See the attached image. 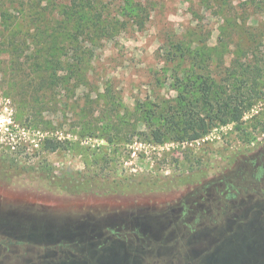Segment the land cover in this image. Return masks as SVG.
Listing matches in <instances>:
<instances>
[{
  "label": "rangeland",
  "instance_id": "374dc122",
  "mask_svg": "<svg viewBox=\"0 0 264 264\" xmlns=\"http://www.w3.org/2000/svg\"><path fill=\"white\" fill-rule=\"evenodd\" d=\"M64 3L0 0V116L65 144L0 150V264H264V0H99L108 34L48 62L32 35ZM205 80L214 98L246 80L243 122L155 142ZM44 167L114 190L55 192Z\"/></svg>",
  "mask_w": 264,
  "mask_h": 264
},
{
  "label": "trees",
  "instance_id": "16d2710c",
  "mask_svg": "<svg viewBox=\"0 0 264 264\" xmlns=\"http://www.w3.org/2000/svg\"><path fill=\"white\" fill-rule=\"evenodd\" d=\"M96 3L102 9V4L99 3V0H72V4H62V15L56 18V22L51 18L46 19V15L40 20V25L36 27V31H41V33L39 35L33 34L32 36H36L37 39L42 38L44 41L46 39L49 42L46 44L48 46L43 49V57L48 62H55L54 58L57 55V51H51V47H55L57 44L62 43V47H76L80 35L92 39L99 36V32L108 34L105 31L106 28L102 29L100 24L103 16L99 14V6L95 8ZM92 10L95 12H92ZM50 23L57 27L59 33L49 32ZM242 84V87L245 86L246 80H242ZM200 87L201 95L199 100L195 101L185 95L181 96L182 101H186V106L181 110L175 109L168 113L165 116L166 122L164 125L152 129L155 142L163 143L168 139L175 141L197 140L219 123H235L239 125L243 122L245 112L251 104L247 94L248 91H243L242 87H240L237 89L238 91L222 93L217 98H214L212 97L213 87L207 80L203 81ZM64 147V142L48 138L45 140L42 149L47 152H55ZM10 161L11 164L23 165L18 161ZM43 162L41 165L46 166L48 164L47 161ZM23 168L29 171L25 167ZM28 168L33 169L34 167ZM49 173L51 174L49 175ZM205 174L203 172V176ZM38 176L44 179L43 181H48L52 186H55V192L74 194L86 190L88 194H104L109 192V189L114 190V186L109 179L99 174L81 176L78 173L75 176L70 173H63L62 175H55L51 168L47 169L44 167L38 172ZM125 188L129 190L128 186Z\"/></svg>",
  "mask_w": 264,
  "mask_h": 264
},
{
  "label": "built area",
  "instance_id": "2783aa9c",
  "mask_svg": "<svg viewBox=\"0 0 264 264\" xmlns=\"http://www.w3.org/2000/svg\"><path fill=\"white\" fill-rule=\"evenodd\" d=\"M8 114L0 116V150L11 152V154L26 153L29 149L40 148L48 137L43 130L31 128L26 123L14 120L13 111L6 106ZM192 140V141H198Z\"/></svg>",
  "mask_w": 264,
  "mask_h": 264
},
{
  "label": "flooded vegetation",
  "instance_id": "af4514ba",
  "mask_svg": "<svg viewBox=\"0 0 264 264\" xmlns=\"http://www.w3.org/2000/svg\"><path fill=\"white\" fill-rule=\"evenodd\" d=\"M7 243V242H6ZM6 243H3V245H7ZM71 255H72V253H71ZM74 257V256H73ZM90 257H92V254L90 255ZM97 260H98V254L94 257V261H96L97 262ZM52 264H60V262H53Z\"/></svg>",
  "mask_w": 264,
  "mask_h": 264
}]
</instances>
